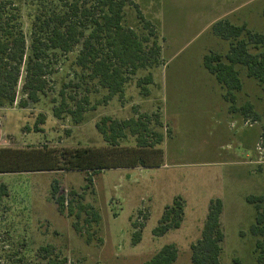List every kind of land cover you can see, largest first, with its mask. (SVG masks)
Returning a JSON list of instances; mask_svg holds the SVG:
<instances>
[{"label":"rangeland","instance_id":"obj_1","mask_svg":"<svg viewBox=\"0 0 264 264\" xmlns=\"http://www.w3.org/2000/svg\"><path fill=\"white\" fill-rule=\"evenodd\" d=\"M11 1L18 10L26 54L32 35L45 39L52 19L74 22L86 36L88 17L80 12L94 13L91 0ZM223 1L126 0L125 27L138 37L148 35V46L157 40L160 55L154 69L149 60L145 68L128 75L122 95L106 103L101 100L107 92L72 65L83 38L65 56H49L52 75L45 94L33 106L19 109L22 73L16 101L0 109V138L6 143L0 144V186L5 188L0 197V264H142L169 244L177 251L173 264H191L190 245L200 238L209 202L214 199L222 203L220 264H235V259L238 264H256L255 237L250 232L256 210L245 198L264 197V148L256 150L264 127V87L241 72L242 90L235 94L236 105L250 103L259 118L240 117L226 123L219 112L223 104L219 85L203 68L202 57L209 51H224L226 43L211 36L210 24L221 21L223 9L232 3L234 8L224 20L261 32L264 0H225L222 5ZM73 5L78 9L75 16ZM144 22L149 24L147 29ZM148 73L152 83L142 85L147 91L144 95L137 84ZM61 91L74 101L87 96L90 106L94 105L81 125L53 118L51 102L59 104ZM74 101L68 102L73 105ZM38 114L45 121L41 131L35 132ZM107 115L120 119L146 115L163 141L154 150L143 151L127 134L118 146L138 149L141 165H120L118 159L110 158L98 172L66 171L63 163L70 153L88 150L98 155L110 149L95 129L99 118ZM155 119L160 125L154 126ZM246 127L257 132L254 148L247 149L255 161L251 166L244 148L237 145L238 128ZM16 151L27 153V158L15 161L19 158V153L12 155ZM38 154L48 157L59 170H42L46 159ZM250 169L255 173L250 174ZM89 174L91 183L85 188ZM53 188L56 195L67 198L70 191L80 195L98 213L99 221L85 223L82 216L78 226L83 235L77 234L72 228L75 220L58 213ZM173 201L183 206L180 226L154 236L153 229ZM259 205L264 210V200ZM134 232L140 236L136 244H132Z\"/></svg>","mask_w":264,"mask_h":264},{"label":"trees","instance_id":"obj_2","mask_svg":"<svg viewBox=\"0 0 264 264\" xmlns=\"http://www.w3.org/2000/svg\"><path fill=\"white\" fill-rule=\"evenodd\" d=\"M93 2L91 12L84 9L80 14L88 17L85 28L88 34L83 36L78 32L77 24L66 22L62 18L52 19L54 24L46 33L45 39L32 35L29 45V53L26 54L25 38L18 28V10L11 0H0V109L6 105H13L16 101V86L23 73L22 93L18 100L19 109L29 108L36 104L46 92L48 77L52 75L50 69L51 57L65 56L73 46L80 42L81 49L74 58L72 65L85 72L90 81H95L107 94L101 100L114 96H121L128 75H135L139 69L145 68L150 60L152 68L158 65L160 46L153 39L148 46L147 37H138L131 28L124 25V8L126 0H91ZM77 5H73L71 13L76 15ZM264 20V11H262ZM58 20V21H56ZM147 29L148 22H144ZM211 32L216 37L227 43L224 53L207 52L202 57L203 68L214 77L221 89V98L228 105V112L239 114L253 121L259 116L253 111L249 103L236 107L235 94L242 90L239 79L242 72L245 77L256 81L257 85L264 87V29L254 32L247 29L245 24L234 25L227 20H221L211 26ZM151 35V34H150ZM151 67V66H150ZM152 83L151 73L141 78L137 86L142 94L147 95L144 86ZM58 105L51 102L52 116L57 121L68 118L75 126L84 122V114L93 106L87 96L74 101L72 97H66L59 92ZM74 101L73 105L71 102ZM45 116L38 114L33 130L40 132V126L44 123ZM146 115H136L124 120L114 119L111 116H102L95 123V129L103 142L110 149L106 153L94 155L88 150H80L70 153L64 161L66 171L78 170L82 172L101 171L104 160L118 159L119 164L136 166L142 164V157L138 149L122 148L118 145L127 134L134 138L136 148L154 150L162 141L163 135L156 132L150 125ZM160 125L155 119L154 126ZM261 146L264 148V127L260 133ZM118 146V147H117ZM148 150V151H149ZM137 151V152H135ZM21 161L27 158V153L16 151ZM34 154H31V156ZM46 159L42 167L45 171H58L59 169L50 162L45 155L38 154ZM143 156V155H142ZM132 158V159H131ZM6 162V161H5ZM3 168L0 169V173ZM96 174V173H95ZM93 174V175H95ZM85 188L91 183V174L85 178ZM5 195L4 186H0V197ZM52 199L59 214H65L73 218V230L80 235L81 227L78 221L85 216L84 222H98L99 215L92 206L84 204L82 197L72 191L68 198L64 195H56V189H52ZM247 202L255 204L256 215L254 223L250 227L251 235L255 237L254 256L256 264H264V210L259 205L264 197L248 196ZM183 206L173 201L171 206L165 207L158 225L153 229L154 236H162L170 229H177L182 219ZM222 212V203L219 199L210 200L207 215L200 233V238L190 245L191 264H220L223 233L220 229L219 216ZM85 235V234H84ZM88 236V235H87ZM87 240L88 237H86ZM140 236L137 232L132 234V244L138 243ZM47 251L46 249H44ZM177 257L174 245H164L158 252L145 260L142 264H173ZM235 264L238 261L234 260Z\"/></svg>","mask_w":264,"mask_h":264},{"label":"crops","instance_id":"obj_3","mask_svg":"<svg viewBox=\"0 0 264 264\" xmlns=\"http://www.w3.org/2000/svg\"><path fill=\"white\" fill-rule=\"evenodd\" d=\"M225 1V0H224ZM223 1V3H222V5H225L224 2ZM233 8H234V4L232 3L231 5H229V8L228 9H223V10H225L224 11V16L222 17V19L221 20H224L225 18H226V16H227V13H228V11H232L233 10ZM229 22V21H228ZM214 23H212V24H210V34H211V36L216 40V39H218V40H221L220 38H218V37H216L215 35H213L212 34V32H211V26L213 25ZM223 41V40H222ZM225 42V41H224ZM226 43V42H225ZM226 50H227V43H226V47L224 48V51L222 52V53H224V52H226ZM212 76V75H211ZM213 77V76H212ZM214 78V77H213ZM215 80V79H214ZM216 81V80H215ZM217 83V82H216ZM219 89H220V87H219ZM220 97H221V89H220ZM222 99V98H221ZM222 101H223V104L221 105V110L219 111L220 113H221V115H222V117H223V119L225 120V122L226 123H230V120L229 119H233V120H238V119H240V117H242L240 114H239V112H236V113H230V112H228V105H227V103L222 99ZM248 103V102H247ZM250 104V103H249ZM236 107L237 108H239L237 105H236ZM232 117H231V116ZM108 116H111L112 118H114V119H118V120H124V119H120V118H115V117H113V115H108ZM132 117H134V116H132ZM158 117H159V120H160V115L158 114ZM243 127H245V126H243ZM238 146H242L243 148H244V152H245V158H248V163H247V165H249V166H251V164H253L254 165V159L253 158H251L250 157V154L251 153H249V151L247 152V149L249 148H251V149H253L254 147V145L256 144L255 142H256V137H257V132H256V130H254V128L253 127H246V128H238ZM250 160H252V161H250ZM252 162V163H251ZM255 167V166H254ZM251 169H255V168H251ZM250 169V174L252 173V174H254L255 172L253 171V170H251Z\"/></svg>","mask_w":264,"mask_h":264},{"label":"built area","instance_id":"obj_4","mask_svg":"<svg viewBox=\"0 0 264 264\" xmlns=\"http://www.w3.org/2000/svg\"><path fill=\"white\" fill-rule=\"evenodd\" d=\"M249 125H250V124H249ZM0 137H1V133H0ZM0 144H1V145L6 144V143H5V139L0 138ZM256 150H258V151H262V146H261V141H260V139H259V144H257V146H256Z\"/></svg>","mask_w":264,"mask_h":264}]
</instances>
